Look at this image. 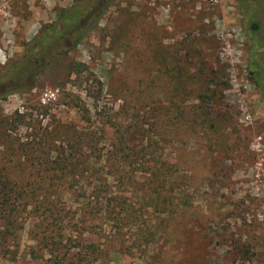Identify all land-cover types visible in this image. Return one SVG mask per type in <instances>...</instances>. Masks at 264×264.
Wrapping results in <instances>:
<instances>
[{
	"label": "rangeland",
	"instance_id": "374dc122",
	"mask_svg": "<svg viewBox=\"0 0 264 264\" xmlns=\"http://www.w3.org/2000/svg\"><path fill=\"white\" fill-rule=\"evenodd\" d=\"M63 18L74 24L50 44L51 55L28 83L34 88L10 91L17 80L5 72L41 42H52ZM0 94V119L11 122L0 125V150L9 161L0 165L23 162L16 140L28 142L41 128L56 131L53 142L82 130L87 123L75 103L91 115L95 103L103 118L123 121L127 130L139 120L126 146L152 144L161 124L166 135L151 146L156 152L173 160L177 146L189 151L193 208L184 212L192 226L178 233L175 212L162 226L159 197L152 194L144 210L140 183L129 182L134 223L106 238V253L95 264H264V0H0ZM200 99L221 116L216 146L190 122ZM16 111L20 121H12ZM120 188L114 183L109 195ZM32 214L19 213L22 226L4 242L10 252L0 246V264L42 260L30 252ZM102 240L96 239L101 248Z\"/></svg>",
	"mask_w": 264,
	"mask_h": 264
},
{
	"label": "trees",
	"instance_id": "16d2710c",
	"mask_svg": "<svg viewBox=\"0 0 264 264\" xmlns=\"http://www.w3.org/2000/svg\"><path fill=\"white\" fill-rule=\"evenodd\" d=\"M68 17L72 19L73 16ZM63 21L58 35H51L52 42H41L35 53H25L22 63L14 64L5 72V77L17 80L10 91L24 94L34 88L28 83L38 73L40 60L49 58L50 44L58 42L65 30L74 24L73 20L67 22L66 18ZM86 25L83 23L74 28L72 43L85 31ZM200 100L199 105H194L199 111L193 114L190 122L195 124L204 141L216 146V138L221 136V116L210 111L211 105L208 104L211 103ZM72 105L77 107L80 118L87 123L82 130H72L74 134L53 142L49 137L56 131L41 128L28 142L16 140L15 151L20 152L23 162L0 165V246L3 251L10 252L4 247V242L14 234L16 225L22 226V218L18 221L19 213L28 208L33 212L31 239L35 245L30 252H38L42 259L37 264H95L106 253V238H118L124 225L134 223L136 213L130 202L134 191L128 188L129 182L140 183L142 190L138 199L142 201L139 205L142 209L148 210L152 206V194L159 197L155 205H159L162 214L159 223L162 226L164 220L175 212L178 233L187 231L192 225L184 211L191 210L194 193L186 158L189 151L177 146L176 159L173 160H169V152H156L151 146L166 135L161 124L152 132L155 137L152 144L139 149L126 146L127 142L135 140L133 134L140 129L139 120H135L132 129L127 130L128 125L123 121L112 122L103 118L95 103L92 104V115L83 106ZM37 107L39 105L34 108ZM40 107V111H44L45 107ZM166 114L168 110H165V119ZM173 117L174 122L180 125L179 112ZM11 118L12 121H20L23 114L16 111ZM9 120L8 116H2L0 125L7 127L11 124ZM100 133L104 135L102 141L98 138ZM208 135L214 138L209 139ZM3 152L4 149L0 150V160L9 162ZM136 158H142L143 162H136ZM114 183L121 188L111 196L109 192ZM106 224L108 230L104 226ZM96 228L101 233L93 239L98 234ZM97 238L103 239V248L96 242ZM119 245L115 246L117 251ZM9 258L14 259V256Z\"/></svg>",
	"mask_w": 264,
	"mask_h": 264
}]
</instances>
